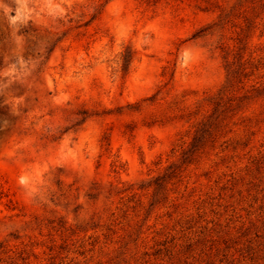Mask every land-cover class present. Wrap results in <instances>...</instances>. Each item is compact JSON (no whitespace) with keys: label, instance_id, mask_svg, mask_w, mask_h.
I'll use <instances>...</instances> for the list:
<instances>
[{"label":"rangeland","instance_id":"1","mask_svg":"<svg viewBox=\"0 0 264 264\" xmlns=\"http://www.w3.org/2000/svg\"><path fill=\"white\" fill-rule=\"evenodd\" d=\"M0 264H264V0H0Z\"/></svg>","mask_w":264,"mask_h":264},{"label":"clouds","instance_id":"2","mask_svg":"<svg viewBox=\"0 0 264 264\" xmlns=\"http://www.w3.org/2000/svg\"><path fill=\"white\" fill-rule=\"evenodd\" d=\"M21 183H23V180H21Z\"/></svg>","mask_w":264,"mask_h":264}]
</instances>
